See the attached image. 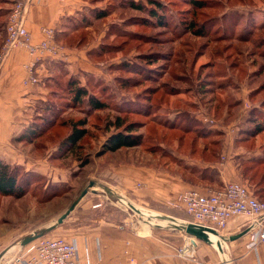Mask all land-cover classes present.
<instances>
[{
    "label": "rangeland",
    "instance_id": "374dc122",
    "mask_svg": "<svg viewBox=\"0 0 264 264\" xmlns=\"http://www.w3.org/2000/svg\"><path fill=\"white\" fill-rule=\"evenodd\" d=\"M125 1L152 7L148 5L149 0ZM125 1L104 0L90 4L83 14L71 18L70 27L90 26L86 32L91 40L86 48L96 50L105 45L106 54L99 61H92L101 68L99 72L72 74L67 70L69 75L60 80L62 85L57 86L58 90L55 86H45L47 93L34 101L31 119L39 121V127L51 126V129L49 135L38 142L13 143L23 163L11 164L20 167L19 181L27 194L21 198H0V238L7 235V231L11 233L14 230L16 234L8 244L0 242V257L8 255L11 246L19 247L25 236L55 222L91 181L97 183L96 192H89L71 215L79 218L90 211L95 216H107L114 221L130 218V224L140 226L144 223V218L129 207L133 202L124 198L123 192L116 188L121 187L118 183L121 179L116 180L112 173L121 166L123 170V166L134 165L136 169L170 173L183 180L182 173L187 175L192 167L202 169L200 167L207 163L190 155L195 131L185 147L179 149L178 137L183 130L170 131L158 126L168 122V117L177 110L186 117L201 121L205 130L222 134L223 141H229L231 148H235L234 152L225 154L227 159L237 155L235 159L242 167L244 162L252 163L253 160L262 163L253 171L245 164V170H240L239 178L234 182L246 185L257 198L264 199V182L260 181L264 172V0H198L203 1L204 8H191L187 5L188 0H157L164 7L162 18L166 22L165 27H158L156 18L131 9ZM8 2L7 5L1 3L0 12L8 10L4 8L10 7L11 2ZM99 12L108 13V16L97 20L95 15ZM5 20V17H0V23ZM191 23H196L194 30H186ZM246 35L252 36L248 42L242 40ZM2 36L3 33L0 49ZM255 41L258 44L261 41L263 47L254 45ZM96 43L97 47L91 46ZM120 46L122 48H118ZM175 54L186 67L185 72L176 71L179 76L172 75L177 67L171 66L176 59L173 57ZM127 63L137 71H123L122 67ZM53 72L52 79H57L58 74L65 70L59 67ZM71 77L78 78L82 86L109 104V108L93 111L87 101L77 103L75 92L67 84ZM129 77L133 82L126 83L125 78ZM178 77H184L185 81ZM163 84H167L169 92L176 95L161 102L164 90L160 88L150 101L151 113L139 110L130 114L121 112V108L137 101L147 103L144 95ZM119 116L125 118L126 124L138 123L134 134L142 138L141 145L117 152L105 151L108 138L117 132L112 123ZM77 121L86 123L84 127L88 134L79 147L60 156L63 149L60 145L70 133L71 124ZM29 125L34 124L31 122ZM155 129L156 132L153 131ZM239 140L240 146L237 145ZM206 143L200 141V149ZM39 159H49L54 173L48 169L38 170L36 163ZM113 184L115 187H111ZM222 186L224 184L197 181L195 188L218 189ZM106 187L111 188L112 194ZM122 199L127 202L123 203ZM97 204H101L100 208H95ZM135 206L145 216L151 215L142 205ZM166 209L188 216L175 208ZM64 223L47 236L68 241L63 232ZM145 224L143 226L147 228ZM29 245L32 247L35 242ZM184 246L185 242L179 249Z\"/></svg>",
    "mask_w": 264,
    "mask_h": 264
},
{
    "label": "crops",
    "instance_id": "0c3cea01",
    "mask_svg": "<svg viewBox=\"0 0 264 264\" xmlns=\"http://www.w3.org/2000/svg\"><path fill=\"white\" fill-rule=\"evenodd\" d=\"M8 1L11 2L10 7L4 8H8L5 10L9 12L13 3L18 0H0V5L2 2L7 5ZM27 5L25 24L32 42L39 44L44 39L42 28L48 27L54 28L58 33V41L68 47L66 41L75 35V32L67 27L66 23H71L69 20L72 17H78L88 10L90 3L88 0H28ZM2 37L4 39V36ZM87 46L89 44L82 47H68L69 56L64 60H43L38 67L40 83L31 86L24 84L28 76L25 69V64L29 61L27 51L21 49L10 53L0 76V160L10 164L23 163L19 152L13 146L14 138L33 121L30 117L33 103L47 93L45 86L55 73H52L55 68L70 70L72 74L80 71L94 74L101 70L99 65L90 61L89 52L92 49H87ZM91 46L97 47V43ZM222 143V156L229 154L230 151L234 152L235 148H231L229 141ZM236 156L228 158L224 164L219 157L218 162L207 163L200 168H215L221 185L234 182L240 175ZM36 167L38 170L48 169L54 173L49 159H39ZM121 167L117 172L112 173L116 180L121 179L118 180L121 187L116 188L123 192L126 196H123L124 198L134 203L131 204L134 206L140 204L151 213L145 216L138 208L141 211L139 215L146 223L145 226L148 225L149 233L144 228V223L140 226L130 224L132 222L130 218H124L119 222L107 216H95L90 211L79 218L77 215H70L64 221L63 232L69 242L77 244L79 264H264V243L250 247V238L244 234L247 226L246 218L233 219L228 227L219 233L218 242L222 244L221 251L217 245L213 246L187 235L175 224L186 222L188 216L174 214V211L166 209L173 208L172 203L177 202L181 192L193 189L197 185L185 182L179 176L170 173H158L151 169L145 171L136 169L134 165L123 166V170ZM136 170L140 172L137 173ZM107 176L109 177L108 174ZM111 187H115L114 184ZM106 189L112 194L111 188L106 187ZM201 190L207 191V189ZM162 222L167 223L164 225ZM6 233L8 234L0 238V242L4 244H8V241L16 236L14 230ZM241 234L243 235L236 238ZM188 238L194 251L191 255L181 256L179 248ZM30 249V245L13 248L11 246L10 253L0 257V264H21L15 259L20 255H26Z\"/></svg>",
    "mask_w": 264,
    "mask_h": 264
},
{
    "label": "trees",
    "instance_id": "16d2710c",
    "mask_svg": "<svg viewBox=\"0 0 264 264\" xmlns=\"http://www.w3.org/2000/svg\"><path fill=\"white\" fill-rule=\"evenodd\" d=\"M88 1L90 4H96L97 2H101L104 0H88ZM112 1L115 2L116 0H112ZM148 3H149L148 5L152 6L151 8H147L146 5H144L143 3H136L135 1H125V4H128L131 9L138 10L140 12H145L150 17L156 18L159 22L158 27H165L166 22H164L163 21L164 19L162 18L163 16L162 10H164L162 3L157 0H149ZM187 5L190 6L191 8L192 7L193 8H204L203 1H198V0H188ZM0 13H1L0 17L3 18L8 14V11L4 10ZM107 16H108V13L99 12L95 15V19L100 20V19L106 18ZM69 21L71 22L72 19H70ZM82 24H83V21H82ZM194 24L196 23H191L189 27H187L186 30L193 31L195 28ZM5 25H6V20L0 23V37H1V34L4 33ZM66 26L71 28V30L75 32V35H73L66 41L69 48H73L74 46L82 47L84 45L89 44L88 42H89L90 37L87 38L89 34L86 31L88 28H90V26H88L87 28H83V26L81 25H75L74 27H70V23H66ZM194 32L199 34V36H204V34L200 33L199 31H194ZM85 33H86V36H85ZM242 37H244L242 40H245L247 42L250 41L252 38V36L248 37L247 35L242 36ZM255 42H254V45H256L257 47H263V44L260 45L261 41L259 42V44ZM118 48H122V46ZM105 49H106L105 45H103L102 48L100 47L99 49H96V50L92 49L89 52L90 60L93 62L94 61L97 62L100 59H102V56L106 54ZM173 57H175L176 59L173 61L171 66L176 65L177 67L175 68V71L172 73V75L179 76L176 71L185 72L186 67L181 64V61H179V57L177 54L173 55ZM144 60L146 62H149L147 59H144ZM122 70L128 73H134L135 71H137L136 68L133 69V66L129 65V63L123 65ZM58 75L59 77L57 79H52V78L49 79L46 85L47 88L55 86L56 90H58L59 88H57V86L60 84V80L62 78L66 79L69 73L67 70H65V72L59 73ZM178 78L183 80L184 77H178ZM125 80H126V83L133 82L132 81L133 79H131L130 77L125 78ZM67 84L71 88V91L73 90L75 92L74 100L77 103L87 101L89 108L93 111H101V110H105L109 108L110 106L109 104L105 103L95 93L89 92L87 87L82 86L78 78H75V77L69 78ZM160 88L164 90L163 94L161 95L162 96L161 102H165L166 98H171L172 96L176 95L175 92H169V87L167 84H163L161 87H159V89L149 91V94L144 95L145 98L147 99V103H142L140 101H137L135 104H131V106L129 107L121 108V112L124 114H130V113H133L135 110H139L142 112L143 111L148 112V114L151 113L150 108L152 107V104L150 103V101L153 99L154 95H157L160 92ZM220 89L223 90L222 87H220ZM114 106L119 107L118 104H115ZM223 106H226L225 103L223 104ZM137 107H140V109H135ZM118 111L120 112V110ZM168 120H169L168 121L169 123L164 122V124H158V126L164 127L170 131L183 130V133L178 137L179 149L185 147L186 145L185 143L187 142L188 138L192 136L191 135L192 132L195 131L196 135L192 136V139H191L190 147L192 148V151L190 152V155L198 156L201 162H204V163L218 162L219 155L222 152V148H223L222 134H220L219 132L205 130L204 125H202L201 121L195 119L194 117H189V116L186 117L179 110H177L176 112H173L168 117ZM38 122L39 121H32L34 125L33 126L29 125L27 128H25L18 136L14 138V141L15 142H26V143L32 144L34 142H38L40 138H43L49 135L51 126L50 127H39L40 123ZM85 124L86 123H83V121L82 122L77 121L71 124L70 133L62 141L60 145V147L63 148L62 152L60 151L61 152L59 154L60 156H63V154H65L66 151H72L76 149L77 147H79V143L81 142V140H83V138L86 137L88 134V130L84 127ZM137 124L138 123H135V122L126 124L125 118L120 117V116L116 117L115 122L112 123V125L117 129V132L112 134L108 138L105 144V151L117 152V151H120L126 148H133V147L140 146L142 142V138L134 134V132L136 131ZM153 131L156 132V129ZM200 141L207 142L205 146H203V148L201 149L199 146ZM240 143H241L240 140L237 141L238 146H240ZM253 161L254 162L252 163L244 162L243 167L240 165V170L242 171L245 170V164H247L246 166H248V169L252 171L256 169L259 165H262V163L259 162V160H253ZM86 163H88V161H86ZM258 172L259 170L255 172V174H258ZM187 173H188L187 175L186 173L185 174L182 173L181 175V177L183 178V181L185 182H189V183L197 185V181H202V182H208L211 184L217 183L221 185V182L219 181V178H218L219 176L218 171L215 168L207 167L204 169H199L197 167H192L190 169V172H187ZM20 176H21V172H20L19 166L12 165L6 161L0 160V198L11 197V196L16 197V198H21L27 194V190L25 189V187H23V185L19 181ZM260 181L264 182V172L262 173V177ZM259 200L263 201L264 199H259Z\"/></svg>",
    "mask_w": 264,
    "mask_h": 264
},
{
    "label": "built area",
    "instance_id": "2783aa9c",
    "mask_svg": "<svg viewBox=\"0 0 264 264\" xmlns=\"http://www.w3.org/2000/svg\"><path fill=\"white\" fill-rule=\"evenodd\" d=\"M27 3L28 0H18L9 9L0 49V76L10 53L24 49L29 56L25 64L28 76L24 84L31 86L40 83L38 67L43 60H64L69 55L68 47L58 41L54 28L43 27L44 39L39 44L32 42L25 24ZM226 161L227 155H223L222 164ZM100 206L97 204L95 208ZM172 207L188 215L190 220L186 222L214 229L218 233L224 231L233 219L246 218L250 247L264 243V201L255 197L242 183H226L221 188L207 189L205 192L196 188L183 191ZM193 251L189 238L185 246L179 249L181 256L191 255ZM15 261L21 264H79L78 247L62 237L44 236L35 241L26 255H20Z\"/></svg>",
    "mask_w": 264,
    "mask_h": 264
},
{
    "label": "water",
    "instance_id": "95a60500",
    "mask_svg": "<svg viewBox=\"0 0 264 264\" xmlns=\"http://www.w3.org/2000/svg\"><path fill=\"white\" fill-rule=\"evenodd\" d=\"M96 185L97 183L95 181H91L86 189H84L78 198L74 200L71 205L60 215V217L53 223H51L49 226L40 229L39 231H36L28 236H25L21 241H20V246L21 247H26L29 244L35 242L36 240L47 236L49 233L53 232L58 226L64 223V221L74 212L76 207L79 205V203L89 194V192H96ZM129 206L138 214H141V211L134 206L133 204H129ZM176 226L180 227L182 230L185 231V233L189 236L195 237L196 239L202 240L210 245L214 246V243L210 239V234H213L217 237H219V233L211 228H206L202 226H198L193 223H180V224H175ZM246 234V232H244ZM238 235L236 238L242 236ZM217 248L222 251V244L220 242H217Z\"/></svg>",
    "mask_w": 264,
    "mask_h": 264
},
{
    "label": "bare ground",
    "instance_id": "6f19581e",
    "mask_svg": "<svg viewBox=\"0 0 264 264\" xmlns=\"http://www.w3.org/2000/svg\"><path fill=\"white\" fill-rule=\"evenodd\" d=\"M96 188H97V187H96ZM122 202H123V203H126V200H123V199H122ZM166 223H167V222H162V224H164V225H165ZM147 226H148V225H147ZM146 230H147V233H149V232H148V230H149L148 227L146 228ZM193 238H195V237H193ZM210 239H211V241L214 243V245H217V244H216V243L218 242V237H217V236H215V235H213V234H210Z\"/></svg>",
    "mask_w": 264,
    "mask_h": 264
}]
</instances>
